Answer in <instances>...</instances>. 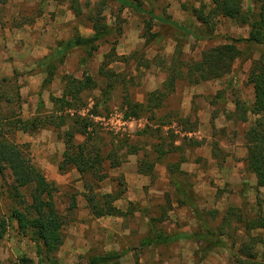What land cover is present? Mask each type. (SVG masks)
I'll use <instances>...</instances> for the list:
<instances>
[{
  "label": "rangeland",
  "instance_id": "rangeland-1",
  "mask_svg": "<svg viewBox=\"0 0 264 264\" xmlns=\"http://www.w3.org/2000/svg\"><path fill=\"white\" fill-rule=\"evenodd\" d=\"M101 1L19 0L21 8L17 16L8 0H0V32L7 34V29L22 30L32 24L37 36H42L48 46L52 41V50L57 42L76 34H93V17L100 16L103 22L114 27L113 34L99 42L98 50L85 64L80 62L84 54L78 49L63 63L55 60L51 63L56 67L55 81L47 88L53 89L58 100L68 78L82 81L91 78V84L77 99L67 97L66 103L57 101L49 109L41 106L30 117V99L36 93L28 85L35 68L24 67L12 77H0L2 137L20 146L28 144L23 149L32 159L34 148L30 146L28 134L17 131L14 124L22 116L25 120L39 118L45 127L36 132L45 134L46 139H38L37 155L49 168L51 165L41 145L48 139L53 149L58 150L60 142L65 147L63 137L70 130L76 131L75 145L87 144L94 162L97 155L101 162L96 166L91 164L93 168L83 174L77 168L70 174L75 166L65 163L64 171L57 170L53 178L52 172L46 177V172L37 167L46 177V188L57 211L66 221L63 245L55 253L59 264H87L91 256L125 249L130 251L120 264H236V258L222 248L199 262L198 246L193 241L180 240L152 248H142L140 242L147 236L151 221L168 233L198 230L195 214L187 205L180 204L181 197L175 189L178 181L191 187L196 206L208 223L223 233L233 253H238L250 234L264 236V230L246 229V223L260 214L258 199L263 202L264 213V189L253 184L255 176L245 163L248 155L245 134L256 116L236 109L238 101L251 106L255 100L248 76L253 60L259 57L258 46L237 44L241 54L233 62L231 71L222 77L196 83L200 74L189 71L190 66L201 61L203 52L231 43L228 37H248L249 25L216 16L212 21L216 37L196 40L157 16L201 27L193 9L204 5L207 14L214 6L213 0H155L152 4L145 3L147 12L141 13L130 8L121 10L113 0H107L101 9L98 6ZM242 7L245 12H258L254 0H242ZM7 38L5 35V41ZM2 41L0 61L10 50ZM27 56L22 52L18 58L26 61ZM48 63L43 61L38 68L47 71ZM156 89L166 93L161 105L144 112L140 118H132L139 123L131 124L129 132L122 135L104 131L88 117L67 113L69 109H89L93 114L125 112L129 101L146 102L148 93ZM68 102L70 106L65 107ZM61 107L66 111H58ZM60 113L62 121L57 120ZM241 115H246L248 120L243 121ZM52 116H56L54 121ZM61 122L64 125L59 127ZM84 126L87 133H79ZM131 155L137 160V171L131 164ZM38 157L35 155L33 159ZM103 174L107 177L100 180ZM34 191V184L17 185L10 168L3 165L0 170V230L5 227L0 238L2 264H20L22 258L26 264H46L42 241L34 238L33 230L24 233L14 215L19 210L31 217L37 216L30 207ZM106 193H123L115 206L125 212L124 216L97 218L93 215L90 207L95 201L88 203L87 197L96 196L100 200ZM43 198L50 197L44 194ZM39 244L42 255L37 252ZM257 250L261 253L264 248L257 246Z\"/></svg>",
  "mask_w": 264,
  "mask_h": 264
},
{
  "label": "trees",
  "instance_id": "trees-1",
  "mask_svg": "<svg viewBox=\"0 0 264 264\" xmlns=\"http://www.w3.org/2000/svg\"><path fill=\"white\" fill-rule=\"evenodd\" d=\"M7 1V0H4ZM107 0L99 2L98 6L102 9ZM120 5V9L130 8L139 13L147 12L143 5L145 3L152 4L155 0H113ZM77 3V0H73ZM258 7V12L254 13L252 10L245 12L242 7V0H213L214 6L209 13L206 14L202 5V8L193 9L194 17L201 23V27L194 23H177L168 20L163 16H157L158 19L166 24L174 26L178 31L183 32L186 36H192L196 40H211L215 36V25L212 21L213 17L224 16L230 19L241 22L242 24H248L250 27L248 37L232 38L228 37L231 43L215 46L203 52L200 62H195L193 66H190L189 71L191 73H199L200 81L211 80L222 77L229 73L232 69L233 62L241 54L237 44L244 43L246 45H257L259 57L253 60L248 76V84H251L254 88L255 100L251 106L238 101L236 103L237 111L243 113L250 112L256 116V120L253 125L246 132V140L248 143V155L245 159L246 168L249 172L254 174L257 185L256 187L264 189V0H254ZM205 8V7H204ZM76 12H80L79 7L74 8ZM94 33L88 36L76 34L67 40H61L57 42L55 49L49 56L44 57L43 61L49 62L47 67L48 76L45 83L52 81L55 75L54 65L51 63L55 60L59 64L63 63L67 56L74 50H81L83 57L81 63L85 64L89 58L99 48V42L110 36L114 32V27L110 24L103 22L98 17H93ZM112 51H115L112 48ZM249 51V48H248ZM50 65V67H49ZM62 97L57 100L61 103H66L67 97L79 98L80 92L89 87L91 84V78H87L86 81L78 80L76 78H68ZM6 81V80H4ZM173 82V81H172ZM166 97V93L160 89H156L148 93L146 102H134L129 101L127 103L126 110L124 112L127 118H140L144 112L150 111L152 108L159 107L161 100ZM70 106V103L65 107ZM66 111L61 107L60 110ZM59 114L57 120H63V114ZM56 117V116H55ZM52 116L51 120H55ZM243 121L248 120L246 115H241ZM64 124L61 122L59 127ZM44 128L43 122L39 118H33L31 120H23L19 118L14 124V128L18 131L21 130L25 133H35L40 128ZM76 131H68L63 137L66 151L64 153V160L59 166V169L64 171L65 163L74 165L80 173H85L89 168H93L91 164L96 166L97 163H101L98 160L94 162V156L88 151L87 144L75 145ZM79 133H87L84 126V130ZM0 130V170H3V165L10 168L14 180L19 186H28L34 184L35 191L33 192V203L31 208L34 210L37 216L31 217L26 212L16 210L14 212L15 217L18 220L20 229L27 233L28 230L34 231V238L42 241L45 247L46 264H59L56 252L60 249L64 242L63 229L66 224L64 216H62L56 209L53 201L52 194L47 191L48 183L44 174L33 163L31 155L28 152H24V149L28 144L20 146L14 141H9L2 137ZM217 149V148H216ZM73 151V154H71ZM214 155H217L214 149ZM93 161V162H92ZM139 173L142 169L138 166ZM106 174L99 177L100 180L106 178ZM175 189L180 195V204L187 205L195 214L199 222V228L194 233H168L160 230L156 227L153 221L149 223L148 234L144 237L140 245L142 248H152L158 246L170 245L180 240L193 241L197 244L199 255V262L204 260L211 252L216 251L219 248L227 250L232 256L236 258V264H264V250L260 253L257 250V246L264 248V236H253L250 234L248 241L244 242L239 248L238 253H233L223 238V233L218 229L212 227L205 217L202 215L198 207L194 202V192L190 186L183 185L181 182L175 183ZM44 194H48L50 198L47 200L43 198ZM123 193H106L101 195V199L96 200V196L87 197L88 203H95L90 207L93 215L97 218L103 216H124L125 212L115 206V201L120 199ZM263 202L258 199V206L260 208V214L246 223V229L250 232L252 230H264V213L262 210ZM73 207H76L74 202ZM233 209V208H232ZM5 227L0 230V238L4 233ZM130 251L125 249L121 251H111L104 254H98L91 256L87 264H120V260ZM38 255L43 254V249L38 245ZM25 258L21 259L20 264H26ZM0 264L1 261H0ZM19 264V263H17Z\"/></svg>",
  "mask_w": 264,
  "mask_h": 264
},
{
  "label": "crops",
  "instance_id": "crops-1",
  "mask_svg": "<svg viewBox=\"0 0 264 264\" xmlns=\"http://www.w3.org/2000/svg\"><path fill=\"white\" fill-rule=\"evenodd\" d=\"M19 0H8L10 9H12L13 12L18 16L20 5L18 3ZM26 29H14L9 30L7 29V34H4L0 32V41L3 39L2 42H6L7 45L10 46V50H8V55L0 61V77H12L15 74V71H23L22 69L25 67L29 68H35L31 72L30 75V84L28 85V89L32 88L36 95L32 97L30 100L32 101V104L30 107L32 110H30V117H33L39 109V107L43 106L46 109L54 108L56 105V102L58 100L57 96H55V93L52 91L53 89H48L47 86L53 83L55 80V75L52 79V81L45 83V80L48 76L47 71H43L42 68H38V66H42L43 59L46 56H49L52 53V49L50 46H54L52 41L50 42L49 46L48 43L45 42V40L42 38V36H37L34 29V25L27 24L25 25ZM4 35V36H3ZM5 35L8 36L7 41H5ZM4 37V38H3ZM27 54L28 58H26V61L19 59V53ZM63 93V92H62ZM63 94H61L62 97ZM60 97V98H61ZM22 119H27L25 116H22ZM136 124V123H135ZM25 133V132H24ZM28 134L29 142L31 143L30 146L33 149L32 152V163L42 169L44 172H46V177L49 176L48 172H52V178L56 176V171L60 170L59 166L64 160V153L66 151L64 144H61L60 142V148L58 150L53 149L50 145V141L48 139L46 142L41 145V151H45L46 158L49 160L51 167L49 168L47 166L46 162H42L39 160V155H37V141L38 139H41L45 136V134H39V132H36L34 134L25 133ZM36 134V135H35ZM46 139V137H44ZM32 151V149H31ZM36 155L38 159H33V157ZM41 155V154H40ZM130 157L131 164L135 171H137V160L134 155H131ZM34 161V162H33ZM50 169V170H48ZM70 174H73L76 171V167H72L70 170ZM67 174V173H66ZM65 174V176H66ZM60 176V175H59ZM64 176V175H63ZM57 179V178H55ZM256 179V178H255ZM254 185H257V181H253ZM260 190H263V188H259Z\"/></svg>",
  "mask_w": 264,
  "mask_h": 264
},
{
  "label": "built area",
  "instance_id": "built-area-1",
  "mask_svg": "<svg viewBox=\"0 0 264 264\" xmlns=\"http://www.w3.org/2000/svg\"><path fill=\"white\" fill-rule=\"evenodd\" d=\"M67 113L73 117H88L104 131L115 135H122L129 132L130 125L138 122L136 119L127 118L124 112L119 110H113L108 114H93L90 113L89 109H69Z\"/></svg>",
  "mask_w": 264,
  "mask_h": 264
}]
</instances>
